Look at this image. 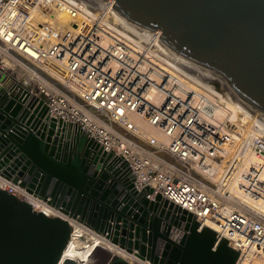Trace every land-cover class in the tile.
<instances>
[{
    "label": "built area",
    "instance_id": "obj_1",
    "mask_svg": "<svg viewBox=\"0 0 264 264\" xmlns=\"http://www.w3.org/2000/svg\"><path fill=\"white\" fill-rule=\"evenodd\" d=\"M114 2L0 0L2 86L10 96L27 90L35 107L43 100L47 116L64 123L54 131L63 148L96 159L121 201L154 202L148 211L169 237L189 233L192 214L197 233L215 231L212 251L225 239L239 252L235 264H264V213L254 206L264 207V121L246 114L238 97L231 101L221 73L165 50L156 42L161 28L149 37L109 11ZM11 182L3 189L40 198L55 209L49 217L66 216Z\"/></svg>",
    "mask_w": 264,
    "mask_h": 264
},
{
    "label": "water",
    "instance_id": "obj_2",
    "mask_svg": "<svg viewBox=\"0 0 264 264\" xmlns=\"http://www.w3.org/2000/svg\"><path fill=\"white\" fill-rule=\"evenodd\" d=\"M109 11L149 37L161 28L156 42L196 68L221 73L225 93L230 82L231 101L238 97L246 114L264 121V0H115ZM6 78L0 67L1 175L153 264H235L239 252L225 239L212 251L215 231L197 233L192 214L190 232L174 240L161 218L149 213L154 202L143 197L139 205L132 196L122 202L108 172L93 165L96 159L92 164L87 152L59 143L54 131L64 123L47 116L43 100L35 107L38 98L27 90L10 96L2 86ZM71 233L66 218L49 217L0 188V264H58ZM104 264L135 263L116 255Z\"/></svg>",
    "mask_w": 264,
    "mask_h": 264
},
{
    "label": "bare ground",
    "instance_id": "obj_3",
    "mask_svg": "<svg viewBox=\"0 0 264 264\" xmlns=\"http://www.w3.org/2000/svg\"><path fill=\"white\" fill-rule=\"evenodd\" d=\"M62 18L65 19L64 16H62ZM6 63L9 64V62ZM49 67L52 72L57 76V78L62 79V70L60 66L56 65L55 63H49ZM241 122H245L243 117L241 118ZM145 128L148 131H152L151 128H149L148 126H145ZM158 137L161 138V135H158ZM9 180L10 179H8L6 176L0 174V186L2 188H7L5 187V184L12 181ZM11 183H13V181ZM28 196L29 197L24 199L31 203L36 211L44 212L48 215L53 214L52 211H54L55 209L52 208L51 205H48L46 202H44L38 197H33L31 194H29ZM246 201L249 202L248 200ZM254 206L257 210L264 213L263 206L258 204H254ZM55 213L59 216H61L62 214L58 210H56ZM64 216L65 215L62 214V217ZM64 218L69 221L72 227V233L70 240L66 245L58 264H104L109 258L116 255L135 264L146 263L134 253H129L125 249H122L119 246L112 244L110 239H108L105 235H103L99 231H96L94 228L80 221L79 219L72 218L68 215H66Z\"/></svg>",
    "mask_w": 264,
    "mask_h": 264
},
{
    "label": "rangeland",
    "instance_id": "obj_4",
    "mask_svg": "<svg viewBox=\"0 0 264 264\" xmlns=\"http://www.w3.org/2000/svg\"><path fill=\"white\" fill-rule=\"evenodd\" d=\"M20 62H22L23 63V61H21L20 60ZM27 65V64H26ZM13 68V66L9 63H7V68L6 69H8V70H10V71H12V72H14L15 74H17V76H18V78L21 80V82L22 83H27L28 81L26 80V78L22 75V72L18 69V68H15V70H13L12 69ZM84 226H86V225H84ZM86 227H88V226H86ZM96 232V231H95Z\"/></svg>",
    "mask_w": 264,
    "mask_h": 264
},
{
    "label": "flooded vegetation",
    "instance_id": "obj_5",
    "mask_svg": "<svg viewBox=\"0 0 264 264\" xmlns=\"http://www.w3.org/2000/svg\"><path fill=\"white\" fill-rule=\"evenodd\" d=\"M157 31L159 30V29H156Z\"/></svg>",
    "mask_w": 264,
    "mask_h": 264
}]
</instances>
